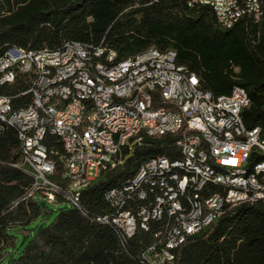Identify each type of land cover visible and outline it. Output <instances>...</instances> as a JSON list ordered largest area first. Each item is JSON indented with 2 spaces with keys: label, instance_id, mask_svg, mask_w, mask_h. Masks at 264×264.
I'll use <instances>...</instances> for the list:
<instances>
[{
  "label": "built area",
  "instance_id": "1",
  "mask_svg": "<svg viewBox=\"0 0 264 264\" xmlns=\"http://www.w3.org/2000/svg\"><path fill=\"white\" fill-rule=\"evenodd\" d=\"M196 2H215L223 28L244 19L238 7L253 11L252 21L262 16L261 0H188V5ZM18 75L27 82L21 94L31 99L15 107L0 93V130H16L18 166L33 177L28 194L41 189L49 203L60 192L81 209L80 191L100 172L122 164L144 137L176 136L180 156L145 159L141 175L128 178L129 187L105 192L110 210L97 218L114 229L124 248L138 230L150 232L152 242L137 253L145 264H176L174 251L188 236L234 206L264 205V164L250 178L232 180L254 151H264L261 129L246 128L238 112L240 99H246L242 87L212 96L177 62L174 50L149 47L115 61L113 51L75 40L56 49L10 47L0 55V85L14 83ZM48 134L59 140L62 153L45 143ZM181 156H190L185 172L173 168ZM56 158L69 181L65 188L50 178ZM211 162L226 166L227 176L212 173ZM253 189L261 190V198L253 197ZM197 196H204V208H197Z\"/></svg>",
  "mask_w": 264,
  "mask_h": 264
},
{
  "label": "trees",
  "instance_id": "2",
  "mask_svg": "<svg viewBox=\"0 0 264 264\" xmlns=\"http://www.w3.org/2000/svg\"><path fill=\"white\" fill-rule=\"evenodd\" d=\"M258 21L244 18L230 28L216 22L206 5L188 0H0V55L10 47L26 50L56 49L75 40L101 45L124 60L149 47L174 50L178 63L194 72L203 90L212 96L229 94L241 86L250 104L242 110L246 128L259 127L264 137V0ZM26 77L0 85L15 107L27 105L21 94ZM175 135L144 137L122 164L105 170L80 191L81 209L70 205L62 193L46 201L34 189L30 173L19 167L20 141L16 130H0V261L2 264H145L138 257L153 240L138 230L124 248L114 229L97 221L110 208L105 192L132 177L152 156L177 158ZM45 143L62 153L54 135ZM253 152L249 165L263 161ZM63 162L56 158L50 178L65 188ZM66 203L67 206H63ZM54 204L56 214L47 224H30L47 216ZM33 229L20 253L16 232ZM176 264H264V205L243 203L230 208L209 227L187 237L175 251Z\"/></svg>",
  "mask_w": 264,
  "mask_h": 264
},
{
  "label": "bare ground",
  "instance_id": "3",
  "mask_svg": "<svg viewBox=\"0 0 264 264\" xmlns=\"http://www.w3.org/2000/svg\"><path fill=\"white\" fill-rule=\"evenodd\" d=\"M196 4L209 6L213 10L216 16L215 17L216 20L218 19V11L216 9L215 2H196ZM238 14H244V18L246 17V18L254 19V12L245 11V7H238ZM151 63H158V56H151ZM242 92H243V96L246 99H240V104H238V112H242V110L247 106V100H249L248 94L244 88H242ZM260 153L264 154V151ZM157 157H165V156H157ZM185 164H190V156H181V161H173V168L178 169V172H185ZM260 164H264V160L255 163L253 166L249 165V160H248L244 166H241L240 168L233 171L232 180L242 181L246 178H250L251 174H253L255 170L260 168ZM144 165H145V161H143L139 165L133 176L141 175V171L144 169ZM209 170L216 175L227 176V167L222 166L219 162L209 163ZM129 186H130V179H127L117 187H129ZM253 197L261 198V190L253 189ZM197 208H204V196H197Z\"/></svg>",
  "mask_w": 264,
  "mask_h": 264
},
{
  "label": "rangeland",
  "instance_id": "4",
  "mask_svg": "<svg viewBox=\"0 0 264 264\" xmlns=\"http://www.w3.org/2000/svg\"><path fill=\"white\" fill-rule=\"evenodd\" d=\"M63 206H67V204L63 203ZM49 208L52 209V211H50L47 214V216L36 219L34 222H32L30 224V227L33 228L35 225H38V224H43V225L49 224L53 220V218L56 214L57 207L54 204H49ZM32 231H33V229H30L26 232H22V231L16 232V241L18 242V245L11 250L12 251L11 253L13 256H16L20 253V251L22 249V245L25 242V239L31 235ZM2 263L3 262L0 261V264H2Z\"/></svg>",
  "mask_w": 264,
  "mask_h": 264
}]
</instances>
